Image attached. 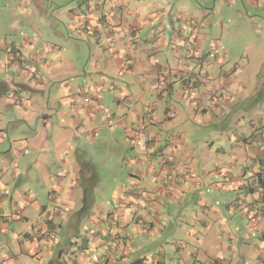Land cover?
Instances as JSON below:
<instances>
[{
    "label": "crops",
    "instance_id": "crops-1",
    "mask_svg": "<svg viewBox=\"0 0 264 264\" xmlns=\"http://www.w3.org/2000/svg\"><path fill=\"white\" fill-rule=\"evenodd\" d=\"M261 1L252 0V3L256 6V2ZM100 2L94 0L95 6ZM195 2L197 0H108L104 4V11L88 5L80 25L89 28V37L85 39L82 33L83 41L76 44L78 47L81 43L87 44L92 56L95 47H100L97 42L106 41L104 50L110 58L106 56L103 59H107V62L100 70L106 71L113 79H120L112 82L110 93L121 112L107 118L103 116L96 126L86 128L82 118L89 117L88 122L93 124L94 115L100 114V108H103L100 104L103 101L102 89L93 92L89 86L84 89L78 87L79 93H75L77 91L70 87L68 80L62 79L61 87L68 91L71 102H77L80 94L82 98L80 107L76 108L79 115H73L70 120L78 125V134L87 133V140L92 143L109 142L110 136L96 140L98 132L100 134L104 128L102 122L107 121L112 134L114 127L121 125L126 130L123 133L124 144L117 138H114L115 142L117 145L131 144L132 149L139 148V152L134 155L135 162L129 165L131 172L112 181L116 183V188L104 203V208H95L97 199L94 192L98 193L99 187L103 186L98 184V187H92L96 179L90 180L89 187L82 188V193L88 192L84 194L88 203L86 211H82L83 208L80 210L74 200L76 192L73 189L80 183L85 186L81 178H71L69 192L66 187L58 186L57 190L61 188L65 197L57 193V197L51 199L57 203L50 204L53 210L38 206L39 211H43L42 222L27 225L24 232L15 233L14 242L9 241L6 247L0 245V264H195L204 261L199 251L175 238L181 228L179 223L186 217L177 211L193 205L197 199L193 194L200 196L196 205L202 209V214L206 215L210 211L208 208H211L212 216H218L222 225H225L226 219L233 222V214H238L246 229L238 232V235H233L234 230L229 227L222 230L221 234L226 235L228 242L221 244L219 253L207 257L208 263L264 264V97L258 102L262 106V111L258 112L260 117H257L260 123L257 118L256 121L252 119L250 130L241 131L236 125L232 126L231 118H228L229 123L223 124L226 129L221 135L226 133L230 138L232 151L229 155L221 148L225 156L219 160L231 162V171L237 170L236 174L231 172L228 176L221 167L201 177L196 175L192 164L183 171L178 165V162L190 161L198 156L188 153L192 149L190 144L194 142L193 131L199 125L208 127L215 122L216 115L223 112L222 105L215 103L212 91L218 88L223 90L232 81L228 74V53L220 56L213 52L218 48L214 39V27L218 23L213 21L216 19V7L210 8L200 3L195 6ZM208 42L213 48L209 49ZM64 44L67 45V42ZM65 45L60 46L62 54L65 53ZM32 46L23 44L16 48L19 51ZM67 65L73 69L70 62ZM1 66L11 68V51H8L6 63ZM104 75L107 79L108 75ZM206 82L208 85L203 87ZM1 91H6V86ZM230 100L224 98L226 107ZM254 108L257 110L258 106ZM201 110L204 111V123L198 117ZM231 112L229 110V114H226L230 115ZM142 122H145L146 128L140 134L145 135L147 142L139 146L136 143V129ZM178 127L187 131H175ZM214 132L212 130L213 135ZM214 143L211 140L209 144ZM108 145L112 147L111 143ZM114 149L121 150L112 147L110 151ZM82 153L86 159L88 155L91 156L88 151ZM85 156H77L79 168H83V181L86 176L92 178L90 173L84 171L89 168L84 161ZM81 159L83 161L79 162ZM214 177L218 178L215 183H206L208 178ZM220 179L223 184L217 183ZM121 181L125 183L120 186ZM214 185L222 194L235 193V200H231L236 206L228 208L225 220L208 198L214 191L206 192L207 187L215 188ZM69 200L71 207L67 211L66 205H63ZM169 208L172 211H168ZM187 208L188 214L191 210ZM199 213L194 209V213H189L186 218L199 222ZM56 221L63 222L58 225ZM192 221L187 220L189 225ZM91 223L94 228L90 227ZM82 231H85V238H82ZM165 233H170L169 236L175 239L166 242L169 237ZM255 235L260 236L259 240ZM201 237L216 247L217 242L209 240L210 234H202ZM146 240L150 243L157 240L156 248H160L154 250L153 246L145 244ZM164 243L172 244L170 250L174 255L163 247ZM221 251L227 256H221ZM202 252L207 254L206 250Z\"/></svg>",
    "mask_w": 264,
    "mask_h": 264
},
{
    "label": "rangeland",
    "instance_id": "rangeland-1",
    "mask_svg": "<svg viewBox=\"0 0 264 264\" xmlns=\"http://www.w3.org/2000/svg\"><path fill=\"white\" fill-rule=\"evenodd\" d=\"M66 1H0V82L2 81L0 90L6 86V91L0 92V245L5 247L9 241L14 242L15 233L24 232L27 225L42 222L43 211H39L38 206L50 209V204L57 205L51 199L57 197V193H61V188L57 190L58 186L62 185L67 188L68 192L71 191L69 183L72 177L79 180L81 178L85 185L80 183L73 189L76 192L74 200L80 210L84 205L82 203L84 194L88 193L87 191L82 193V188L89 187L90 180L95 179L92 187L98 184L103 185L99 187V196L97 192H94L97 199L95 208H104V203L112 196V191L114 194L116 188V183L112 181L114 178L128 175L131 172L129 165L135 162L134 155L139 152V148L134 150L131 144L123 145V133L126 130L121 125L115 126V132L112 134L107 121L102 122L104 128L100 134L98 132L96 140L110 136L109 142L106 144L101 141L92 143L87 140V133L78 134V125L70 120L73 115H79L77 109L82 103V98L80 94L77 102H71L70 94L61 87L62 79L68 80L70 87L77 91L75 93H79L78 87L84 89L89 86L93 92L102 89V94H100L103 101L100 104L103 108H100L102 109L100 114L94 115L93 124L88 122L89 117L82 118L85 120L86 128L90 125L96 126L103 116L107 118L108 115L114 116L121 112L112 92L110 93L112 82L114 80L118 82L120 79L117 77L113 79L106 71H103L108 75L106 79L100 70L110 58L104 50L105 40L99 43L96 41L100 47H95L92 56L87 44L81 43L80 47L77 46L79 41H83L82 33L85 39L89 37V28L80 25L83 14L87 13L88 5L94 7L95 10L104 11V4L108 0H101L97 6L94 0ZM196 3L210 8L216 7V19L213 21L215 24L218 23L214 27L215 46L218 48L213 52L220 56L228 53L226 57L230 64L228 74L232 81L223 90L218 88L212 91L215 103L222 105L223 112L218 113L215 122L208 127L201 125L196 127L193 131V138L190 137L194 139V142L190 144L192 149L188 153H195L198 156H194L190 161L178 162V165L183 171V168L186 170L187 166L192 164L196 175L201 177L224 167L225 172L230 176L231 172L236 174L237 170L231 171V162L219 160L225 156L221 148L229 155L232 151L230 138L226 133L221 135V132L226 129L223 124L229 123L228 118H231L232 126L236 125L241 131L242 129L248 131L251 129L250 121L252 119L256 121V118L260 117L258 112L262 111V106L258 102L264 97V0L256 2V6L252 0H197L195 6ZM220 20H222L224 29L220 25ZM249 20L252 22H247ZM64 42H67V45ZM23 44L33 46L30 49L24 46L18 51L16 47L20 48ZM64 45L65 53L62 54L60 46ZM211 48L213 45L210 43L209 49ZM8 51H11V68L1 66L6 63ZM106 56L108 58L103 60ZM205 56L206 54L203 58ZM68 62L73 65V69L68 67ZM207 85L206 82L203 87ZM224 98H231L228 107L224 105ZM65 102L68 104L67 107ZM256 106H258L257 110L254 108ZM229 110L232 112L227 115ZM202 112L204 111L198 112V117L204 123ZM257 122H259L258 118ZM144 123L142 122L136 129L137 132L142 133L143 128H146ZM186 128L189 127L186 126ZM212 130L215 131L214 135ZM175 131L183 132L187 129L180 130L178 127ZM114 138L123 144L118 143L117 145ZM211 140L215 143L209 144ZM110 143L113 148L118 147L121 150L110 151L112 148L108 145ZM84 151H88L91 156L88 155L86 159L82 153ZM78 155L83 158L85 156L84 161L87 162L89 168H85L84 171L86 174L90 173L91 176L93 174V178L83 175L86 179L82 180L83 168H79ZM161 155L157 154V156ZM198 157L202 161H199ZM181 159L184 160L183 157ZM82 161L83 159L79 160V162ZM94 175H99V177ZM217 180L216 177L208 178L206 183L209 184V181L215 183ZM119 183L121 186L125 181ZM217 183L223 184L224 182L220 179ZM216 186L214 185L215 188L207 187L206 192L214 191L208 198L210 202H214V206H217L215 208L219 209L220 215L225 220L229 212L228 208L236 206L231 200V198L235 200V193L222 194ZM61 197L64 198L65 195L62 194ZM193 197L198 199L200 196L193 194ZM197 199L193 201V205L189 204L187 207L191 210L189 211L191 214L194 213V209L200 212L199 222L192 221L189 217L186 218L189 215L187 214L188 208H181L177 212L184 213L183 216L186 217L179 223L181 228L175 238H180L187 242L190 248L200 252L205 260H200L195 264H211L206 261L207 257L219 253L221 244L226 245L228 242L226 235L221 234L222 230L229 227L228 229L235 231L233 235H238V232L246 231V229L243 226V219L238 214H233L235 217L232 218L233 222L226 219L225 225L221 224L218 216H212L214 213L211 208H208L210 211H207L206 215L202 214V209L196 205L198 204ZM65 205L66 210L69 211L70 200L63 206ZM167 210L172 211L171 208ZM187 220L192 221L191 225ZM60 222L63 221H56L58 225ZM202 234H210L211 239L209 240L213 243L217 242L216 247L210 245L207 240H203ZM84 235L85 231H82V238H85ZM169 235L170 233L167 235L169 239L167 238L166 242L175 239ZM256 238L259 240L260 236ZM200 240L203 241L202 244ZM145 244L153 246L155 250L158 243L157 240L153 243L146 240ZM163 247L169 250V254L174 255V252L170 250L172 244L164 243ZM12 248L13 245H11ZM202 250H206L207 254H203ZM221 253V256H227V253L223 251ZM61 264L64 263L61 262Z\"/></svg>",
    "mask_w": 264,
    "mask_h": 264
},
{
    "label": "built area",
    "instance_id": "built-area-1",
    "mask_svg": "<svg viewBox=\"0 0 264 264\" xmlns=\"http://www.w3.org/2000/svg\"><path fill=\"white\" fill-rule=\"evenodd\" d=\"M147 138L145 137V135L140 134V132H137V138H136V143L139 146H142L146 143Z\"/></svg>",
    "mask_w": 264,
    "mask_h": 264
},
{
    "label": "water",
    "instance_id": "water-1",
    "mask_svg": "<svg viewBox=\"0 0 264 264\" xmlns=\"http://www.w3.org/2000/svg\"><path fill=\"white\" fill-rule=\"evenodd\" d=\"M83 209L82 211H86L87 210V206H88V203H87V196L85 195L84 196V201H83Z\"/></svg>",
    "mask_w": 264,
    "mask_h": 264
},
{
    "label": "trees",
    "instance_id": "trees-1",
    "mask_svg": "<svg viewBox=\"0 0 264 264\" xmlns=\"http://www.w3.org/2000/svg\"><path fill=\"white\" fill-rule=\"evenodd\" d=\"M147 142V141H146ZM92 178H93V174H92Z\"/></svg>",
    "mask_w": 264,
    "mask_h": 264
}]
</instances>
